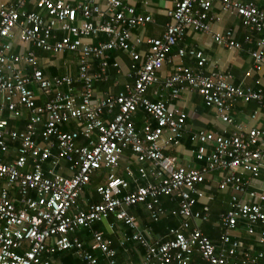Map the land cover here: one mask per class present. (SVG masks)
<instances>
[{
  "label": "built area",
  "instance_id": "obj_1",
  "mask_svg": "<svg viewBox=\"0 0 264 264\" xmlns=\"http://www.w3.org/2000/svg\"><path fill=\"white\" fill-rule=\"evenodd\" d=\"M27 3L35 9H28ZM217 4L259 34L252 57L254 68L264 69V6L255 1L174 0L164 33L143 39L134 30L153 17L125 0H78L75 4L70 0H0V112H9V117H0V179L5 180L0 191V264H52L50 256L58 251H72L87 264H102L101 259L105 264H119L113 241L94 228L110 216L132 230L123 234V247L134 240L144 248L137 264H264V187L250 189L249 181L238 174L249 172L253 179L259 178L264 128L237 124L231 134L195 132L196 157L205 162L201 167H186L164 151L178 144L186 129L187 113L169 106L186 91L199 92L206 105L229 124L234 122L233 101H255L264 107L262 88L237 85L226 72H205L207 56L194 47L178 48L182 62L165 78L160 75L172 61L173 48L189 31L210 33L230 49L243 46L232 29L212 30ZM100 34L107 39L95 42ZM15 36L21 43L56 55L74 52L78 74L49 75L34 51L14 50ZM252 41L253 35H247L246 42ZM142 42L147 43L146 50L138 49ZM120 51L135 61V70L129 73L134 81L117 93L98 95L96 82L108 77L111 65H120L118 60L112 62L114 53ZM186 56L196 58L197 67L184 64ZM156 83L168 92L158 100L148 95ZM139 109L148 116L141 129L134 120ZM25 113L26 126L12 127L10 119ZM70 121L78 128L64 130ZM166 132L171 136L167 138ZM14 142H19L18 154L9 160ZM128 149L140 164L138 174L127 169L131 179L115 173ZM63 164L70 174L59 170ZM102 168L110 172L97 186L101 200L83 209L79 197ZM216 170L225 172L219 188L234 192L230 208L219 217V243L192 225V220H211L208 199L201 210L194 205L206 198L200 185ZM163 196H178V207L167 210ZM137 204H144L155 221L171 212L182 218L181 224L169 228L166 239L153 240L131 211ZM240 223L256 244L245 246L235 235ZM80 229L92 231L90 247L79 235ZM196 253L201 262L194 259Z\"/></svg>",
  "mask_w": 264,
  "mask_h": 264
},
{
  "label": "crops",
  "instance_id": "obj_2",
  "mask_svg": "<svg viewBox=\"0 0 264 264\" xmlns=\"http://www.w3.org/2000/svg\"><path fill=\"white\" fill-rule=\"evenodd\" d=\"M16 1V0H10ZM72 3H76L78 0H70ZM127 4L132 5L140 13L150 14L153 20L147 22L145 25L140 26L134 30V35H139L143 39L159 37L165 31L166 23L169 19L168 10L174 6V0H125ZM243 1H255L257 4L264 6V0H243ZM28 9H35V5L31 3L26 4ZM214 11L216 12L217 19L212 23L213 31H225L232 29L235 33V37L240 41L243 46L239 49H230L217 43L212 34L189 31L183 40L172 50V61L167 62L160 70L162 78L170 75L175 66L182 62V59L178 56V48L180 47H194L198 50H202L207 56V60L204 65V71H221L232 75V81L237 85L243 87H251L253 89L262 88L264 90V69L256 70L254 68V60L252 57V51L255 48V40L259 37L256 32H251L248 27L243 24L241 18L230 12L221 10L219 4L215 5ZM212 31V32H213ZM252 34L254 41L246 42V36ZM101 37V36H100ZM100 40V38H99ZM98 37L94 38V41H99ZM14 50L19 52L21 50L29 51L32 50L36 53L40 60V66L49 75H63L72 74L77 75L79 71L78 57L74 52L66 51L62 54L56 55L53 52L46 51L42 48L35 46L32 43H21L18 38H14ZM148 45L146 42L139 44V50H146ZM60 58H57V57ZM120 61V65L115 67L113 65L109 68V75L106 79L96 82V92L98 95L107 93H117L124 89V86L128 82H133V76L129 73L135 70L134 59L129 56L127 52H115L112 58L113 61ZM183 63L191 67H197L196 58L186 56L183 58ZM99 68V62L95 60L94 70ZM31 69V67H29ZM166 93L167 91L161 90L159 83L154 84L148 90V95L151 99H160V94ZM169 106L179 108L187 113L186 129L184 130L183 136L180 138L178 144L172 143L164 149L165 153L171 154L177 157L178 163L186 167H201L205 164L204 160H199L196 157V149L199 145V141L193 138L195 132L199 130H208L216 133H227L231 134L237 124H243L244 126H258L264 128V107H260L257 102L250 101L245 102L241 99L233 101L231 104V114L234 118L233 123H225L220 116L217 114L213 107L207 106L202 95L197 91H186L182 93L179 99H174L169 103ZM27 112V111H26ZM256 113L255 116L254 113ZM0 117H9V112L1 111ZM147 114L144 110L139 109L134 114V120L138 128H142L146 119ZM27 123V113L24 117L19 119H10V124L16 129H23ZM68 130H75L78 128L75 122H68L65 125ZM165 136L168 138L171 133L166 132ZM85 140L81 139V143ZM19 142L11 144L10 153L7 155V159L11 160L18 154ZM138 164L133 156L130 149L124 153L120 166L115 170V173L119 176L131 179L132 175L128 173L127 169L130 168L135 174H138ZM149 166L150 163H146ZM64 174H70L67 164L59 169ZM109 169L102 168L99 172L93 175L91 183L88 184L84 191L79 197V206L83 209H87L88 205L101 200V196L97 191V186L103 183L108 174ZM133 173V175H134ZM225 172L216 170L210 173L204 184L200 185V188L205 190L206 198L199 200L194 208L201 210L204 202L208 199L210 205V217L211 220H192V225L199 226L206 234L219 243L220 241V214L227 211L230 208L231 197L233 195L232 188L221 189L219 183L222 179V175ZM245 181H249L250 189H262L264 187V159L260 170V176L258 179H253L249 172L243 174ZM98 182L92 185V182ZM5 186V180L0 179V191ZM134 185H131V188ZM13 195L16 192L13 191ZM162 203L167 210L175 209L179 205V197L173 198L163 196ZM131 211L137 216L140 227L149 231V235L153 240H161L167 238V230L171 227H178L181 224V217L179 215H166L163 220H153L150 217L148 210L144 204H137L131 208ZM115 224V228H112V224ZM95 229L102 230L105 236L109 237L113 244H119L117 249L118 257H120L121 264H137L143 258L145 253L144 248L139 242L129 240L125 247L120 244L123 234L125 232L131 233L132 230L127 228L123 222L116 220L115 216H110L108 219L97 222L94 226ZM238 238L249 246L250 244H256L255 237L249 235L243 223H240L238 229L234 232ZM79 235L85 241L86 245L90 247L92 240V231L87 229H80ZM98 255H100L98 253ZM52 264H87L82 261L72 251H58L50 256ZM196 261L201 262L199 254L194 255ZM101 263L105 264V261L101 259ZM204 264V263H202Z\"/></svg>",
  "mask_w": 264,
  "mask_h": 264
},
{
  "label": "trees",
  "instance_id": "obj_3",
  "mask_svg": "<svg viewBox=\"0 0 264 264\" xmlns=\"http://www.w3.org/2000/svg\"><path fill=\"white\" fill-rule=\"evenodd\" d=\"M63 35V33L61 32V33H59V36L61 37ZM101 36V37H100ZM99 38H100V40H99ZM107 39V36L105 35V34H100L99 36H98V40L99 41H103V40H106ZM98 42V41H97ZM64 130H68V128L66 127V126H64ZM90 183H91V181H90ZM89 183V184H90ZM93 184L92 185H94L95 183H98V182H96V181H94V182H92ZM167 215H174V214H172L171 212H168L167 213ZM167 217V216H166ZM160 220V222L163 220V217H161V219H159ZM128 228V227H127ZM169 231V229L167 230V232ZM128 233V232H127ZM128 234H130V233H128ZM211 237V236H210ZM109 238V237H108ZM163 239H165V238H163ZM113 246H117L116 248L117 249H119V253H120V247H119V244H113ZM120 257H118V254H117V262L119 263V264H121L120 263V259H119Z\"/></svg>",
  "mask_w": 264,
  "mask_h": 264
},
{
  "label": "rangeland",
  "instance_id": "obj_4",
  "mask_svg": "<svg viewBox=\"0 0 264 264\" xmlns=\"http://www.w3.org/2000/svg\"><path fill=\"white\" fill-rule=\"evenodd\" d=\"M57 58H60L59 56Z\"/></svg>",
  "mask_w": 264,
  "mask_h": 264
}]
</instances>
